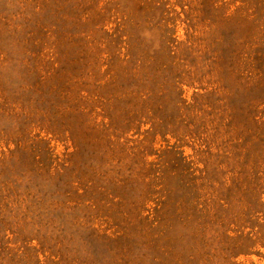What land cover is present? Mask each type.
<instances>
[{
	"label": "rangeland",
	"instance_id": "rangeland-1",
	"mask_svg": "<svg viewBox=\"0 0 264 264\" xmlns=\"http://www.w3.org/2000/svg\"><path fill=\"white\" fill-rule=\"evenodd\" d=\"M0 264H264V0H0Z\"/></svg>",
	"mask_w": 264,
	"mask_h": 264
}]
</instances>
